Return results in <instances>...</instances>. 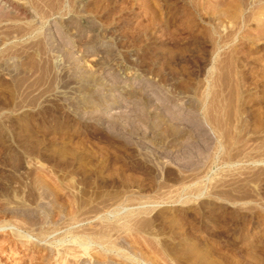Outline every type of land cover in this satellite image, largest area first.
Returning <instances> with one entry per match:
<instances>
[{
  "label": "rangeland",
  "instance_id": "obj_1",
  "mask_svg": "<svg viewBox=\"0 0 264 264\" xmlns=\"http://www.w3.org/2000/svg\"><path fill=\"white\" fill-rule=\"evenodd\" d=\"M0 264H264V0H0Z\"/></svg>",
  "mask_w": 264,
  "mask_h": 264
},
{
  "label": "bare ground",
  "instance_id": "obj_2",
  "mask_svg": "<svg viewBox=\"0 0 264 264\" xmlns=\"http://www.w3.org/2000/svg\"><path fill=\"white\" fill-rule=\"evenodd\" d=\"M3 8V7H2ZM3 13V12H2Z\"/></svg>",
  "mask_w": 264,
  "mask_h": 264
}]
</instances>
